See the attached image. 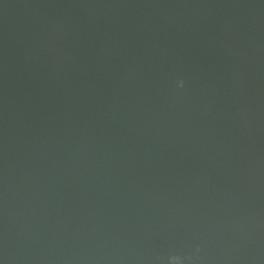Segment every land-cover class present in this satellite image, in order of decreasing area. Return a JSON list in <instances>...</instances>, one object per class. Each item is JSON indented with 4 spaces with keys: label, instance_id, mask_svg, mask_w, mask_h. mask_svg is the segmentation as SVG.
Wrapping results in <instances>:
<instances>
[{
    "label": "water",
    "instance_id": "1",
    "mask_svg": "<svg viewBox=\"0 0 264 264\" xmlns=\"http://www.w3.org/2000/svg\"><path fill=\"white\" fill-rule=\"evenodd\" d=\"M0 264H264V0H0Z\"/></svg>",
    "mask_w": 264,
    "mask_h": 264
}]
</instances>
